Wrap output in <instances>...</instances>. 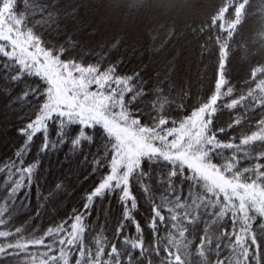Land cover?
I'll list each match as a JSON object with an SVG mask.
<instances>
[{
	"label": "trees",
	"instance_id": "obj_1",
	"mask_svg": "<svg viewBox=\"0 0 264 264\" xmlns=\"http://www.w3.org/2000/svg\"><path fill=\"white\" fill-rule=\"evenodd\" d=\"M51 1L0 0V264H264V0H118L191 11L141 54ZM57 75L99 117L49 113ZM125 134L150 149L113 174Z\"/></svg>",
	"mask_w": 264,
	"mask_h": 264
},
{
	"label": "rangeland",
	"instance_id": "obj_2",
	"mask_svg": "<svg viewBox=\"0 0 264 264\" xmlns=\"http://www.w3.org/2000/svg\"><path fill=\"white\" fill-rule=\"evenodd\" d=\"M205 1L207 3V0ZM51 3L56 9V13H54L63 20L61 28L64 27L67 31L71 29V32L75 34L83 31V33L87 34V37H93L92 39L103 38L113 34L114 36H122L121 41H123V36L128 35L127 32L130 33L128 29H137L139 35L134 41H138V44L135 46L136 48L138 46L141 47L139 50L140 54L143 51L148 52V50H152L151 48L142 46L144 39L149 35L150 31L160 36L165 33L172 23L180 21L183 17L190 18L192 16L191 11L188 10L189 7L186 5L185 7H181L183 9L180 7H162L160 4L150 6L149 8L143 5V9L129 12V5L118 4L121 3L118 0H52ZM77 11H81V14L79 16L76 14L73 17V14ZM67 23L69 24L66 25ZM153 24L154 26H152ZM133 33L134 31L131 32V34ZM2 34L6 35V32H2ZM96 40L98 44L102 43L99 39ZM172 42L171 44H173ZM5 44L8 45L7 42ZM124 46L127 48V52H129V41ZM50 65L54 64L50 62ZM57 78L63 82V86L61 89L58 88L57 94L56 91L54 95L51 94L52 97L48 102L49 105L46 106V110L49 113H59L66 118H79L83 123H89L91 118H96L99 104L93 98L87 100L86 95L80 94L79 80L72 82L71 80H66L64 76L58 75ZM51 102H54L52 106H50ZM2 117V124L5 120H9V117L5 114H2ZM119 142V150L112 170L113 174H116L117 168L123 169V173L130 171L136 165L139 156L149 152L150 149V147L143 146L142 142L136 141L133 137L126 134L120 136ZM207 179L213 188L219 187L218 189H220V186H224L229 189L228 191L234 192L233 184L228 183L227 180L220 179L216 175H210ZM246 193H243L244 198H257L256 196L253 197L254 195L252 194ZM74 229L75 232L78 231V228L75 226Z\"/></svg>",
	"mask_w": 264,
	"mask_h": 264
}]
</instances>
